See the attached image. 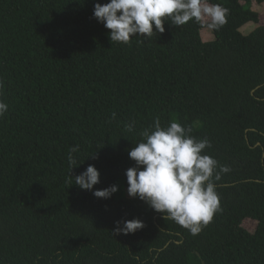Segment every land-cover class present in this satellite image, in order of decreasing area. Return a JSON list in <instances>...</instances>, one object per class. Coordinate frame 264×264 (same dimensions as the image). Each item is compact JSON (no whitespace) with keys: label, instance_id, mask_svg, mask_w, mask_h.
Masks as SVG:
<instances>
[{"label":"trees","instance_id":"trees-1","mask_svg":"<svg viewBox=\"0 0 264 264\" xmlns=\"http://www.w3.org/2000/svg\"><path fill=\"white\" fill-rule=\"evenodd\" d=\"M97 2L110 0H0V264H264V25L240 32L260 14L209 0L229 10L214 41L201 39L206 21L165 20L125 44L94 18ZM156 118L190 126L231 169L197 235L138 197L93 194L128 187V153ZM89 165L100 183L83 190L74 176ZM134 218L145 227L114 232Z\"/></svg>","mask_w":264,"mask_h":264},{"label":"clouds","instance_id":"clouds-1","mask_svg":"<svg viewBox=\"0 0 264 264\" xmlns=\"http://www.w3.org/2000/svg\"><path fill=\"white\" fill-rule=\"evenodd\" d=\"M228 12L227 8L209 0H110L105 4L97 2L93 16L111 30L112 42L127 44L135 36L151 38L154 26L157 32L163 33L165 20L182 26L191 20L203 22L207 18V27L219 29L227 23ZM8 109L9 105L0 100V117ZM115 116L113 113L112 118ZM126 128L132 131L134 122ZM191 132L190 126L184 127L174 120L162 126L156 118L154 125L140 133L142 139L129 151L135 166L126 170V176L130 197H138L153 210L164 213L165 220H172L197 235L202 225L206 226L220 210L215 181L221 179V173L231 169L220 165L214 157L202 154L211 147V142L207 138L197 139ZM78 151L79 146L70 149V165L76 164L73 153ZM74 178V184L81 189L93 190L100 183V172L89 165ZM118 190V185H111L93 194L109 199ZM144 227L139 218L118 220L114 232L127 235Z\"/></svg>","mask_w":264,"mask_h":264},{"label":"rangeland","instance_id":"rangeland-1","mask_svg":"<svg viewBox=\"0 0 264 264\" xmlns=\"http://www.w3.org/2000/svg\"><path fill=\"white\" fill-rule=\"evenodd\" d=\"M255 0H241V3L244 5L245 8L251 9L254 12H257L260 14V23L255 24V23H248L245 26H243L240 29V32L243 35H249L251 32H253L257 27L264 25V4L262 5H256ZM204 21L209 22L208 19L206 18ZM201 39L204 42H211L215 40V36L213 33V30L211 28H205L201 30ZM115 185L119 186V190L114 193V196L117 199H129L131 198L128 194V187H126L124 180L119 179ZM257 223L252 220H246L244 222V227L248 229L250 232H254L256 229Z\"/></svg>","mask_w":264,"mask_h":264}]
</instances>
